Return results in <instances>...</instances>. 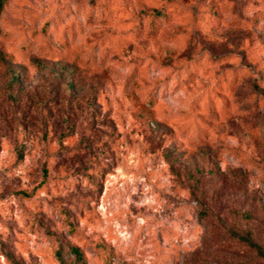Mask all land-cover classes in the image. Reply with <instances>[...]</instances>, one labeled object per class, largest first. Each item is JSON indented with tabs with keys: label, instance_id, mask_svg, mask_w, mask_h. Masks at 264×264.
I'll use <instances>...</instances> for the list:
<instances>
[{
	"label": "rangeland",
	"instance_id": "rangeland-1",
	"mask_svg": "<svg viewBox=\"0 0 264 264\" xmlns=\"http://www.w3.org/2000/svg\"><path fill=\"white\" fill-rule=\"evenodd\" d=\"M230 230L264 247V0H7L0 264H264Z\"/></svg>",
	"mask_w": 264,
	"mask_h": 264
},
{
	"label": "trees",
	"instance_id": "trees-1",
	"mask_svg": "<svg viewBox=\"0 0 264 264\" xmlns=\"http://www.w3.org/2000/svg\"><path fill=\"white\" fill-rule=\"evenodd\" d=\"M7 2V0H0V10L2 9L3 5ZM231 237L235 236L239 238V240L243 241L249 248H251L254 252L256 257H259L264 261V247L256 242L248 232L240 233L237 231L230 230ZM74 254L77 258L81 256L80 251L78 248H73Z\"/></svg>",
	"mask_w": 264,
	"mask_h": 264
}]
</instances>
